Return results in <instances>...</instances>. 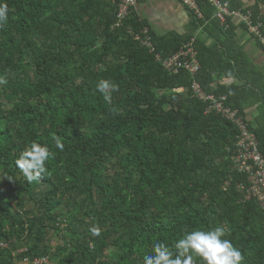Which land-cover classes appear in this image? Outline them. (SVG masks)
<instances>
[{
	"label": "trees",
	"instance_id": "16d2710c",
	"mask_svg": "<svg viewBox=\"0 0 264 264\" xmlns=\"http://www.w3.org/2000/svg\"><path fill=\"white\" fill-rule=\"evenodd\" d=\"M197 2L202 18L192 13L191 35L160 36L145 34L132 12L117 26L111 0H0L10 9L0 29V76L9 81L0 86V264H143L154 241L171 247L185 230L218 225L242 264H264V211L244 202L247 176L233 160L239 132L191 91L196 80L226 97L264 154V73L236 41L246 27ZM255 2L231 0L230 9L258 18L264 0ZM193 39L196 78L165 70ZM223 77L232 81L221 85ZM101 79L119 86L110 105L96 90ZM33 142L54 158L49 178L29 184L15 161Z\"/></svg>",
	"mask_w": 264,
	"mask_h": 264
},
{
	"label": "built area",
	"instance_id": "2783aa9c",
	"mask_svg": "<svg viewBox=\"0 0 264 264\" xmlns=\"http://www.w3.org/2000/svg\"><path fill=\"white\" fill-rule=\"evenodd\" d=\"M117 5L118 13L117 26H121L130 16L132 10L137 6L139 0H111ZM193 14L202 18L197 0H178ZM216 9V17L222 23H226L230 18L237 25H244L247 33L264 48V17L255 18L252 11L231 10V0H206ZM146 28L144 33L147 34ZM144 45L154 51L149 39H142L140 35L136 36ZM163 67L168 72L177 73L180 70H186L193 78H196L201 70V64L198 59V52L195 48V40L185 43L181 49L172 57L163 61ZM183 91V90H181ZM192 96L209 102L207 113L217 112L227 121L232 123L238 130V142L234 152L233 160L236 170L247 176V184H240L239 189L245 194L244 202L254 201L264 211V154L260 151L259 142L256 134L250 129L249 123L239 116V112L225 106L226 97L216 99L213 95L205 93L201 85L194 80L191 86ZM51 264L46 260H39L37 264Z\"/></svg>",
	"mask_w": 264,
	"mask_h": 264
},
{
	"label": "clouds",
	"instance_id": "9594fccd",
	"mask_svg": "<svg viewBox=\"0 0 264 264\" xmlns=\"http://www.w3.org/2000/svg\"><path fill=\"white\" fill-rule=\"evenodd\" d=\"M9 11L6 3L0 5V29L7 24ZM8 82L6 73L0 76V86H6ZM96 90L102 95L105 103L110 105L113 100L112 94L119 91V86L111 80L101 79L96 85ZM52 139L55 147L63 151L65 145L62 139L55 134ZM52 158L54 153L48 147L33 142L16 159L15 164L31 184L40 181L42 176L49 178V169L46 165ZM89 231L93 236L101 235L98 225H94ZM226 234L227 229L223 225H218L210 231L185 230L182 238L177 239L171 247L156 240L153 242L152 250L143 256V264H197V261L199 264H242L244 259L242 252L235 248L230 240L222 239Z\"/></svg>",
	"mask_w": 264,
	"mask_h": 264
},
{
	"label": "crops",
	"instance_id": "0c3cea01",
	"mask_svg": "<svg viewBox=\"0 0 264 264\" xmlns=\"http://www.w3.org/2000/svg\"><path fill=\"white\" fill-rule=\"evenodd\" d=\"M245 7L255 5V0H241ZM264 16V7L261 8ZM132 14L139 20L148 24L149 30L164 36L176 34L179 36H189L194 30L193 15L178 0H139L137 6L132 10ZM236 41L250 58L252 63L264 73V48L260 46L256 39L252 38L244 29L238 26L236 30ZM213 44V41H208ZM232 81L223 77L219 84ZM237 82V80H234ZM257 114V108L248 112L249 119L252 120Z\"/></svg>",
	"mask_w": 264,
	"mask_h": 264
},
{
	"label": "rangeland",
	"instance_id": "374dc122",
	"mask_svg": "<svg viewBox=\"0 0 264 264\" xmlns=\"http://www.w3.org/2000/svg\"><path fill=\"white\" fill-rule=\"evenodd\" d=\"M53 240H54V245L59 246L63 244V240L61 239V237L57 236L56 234L53 235Z\"/></svg>",
	"mask_w": 264,
	"mask_h": 264
}]
</instances>
